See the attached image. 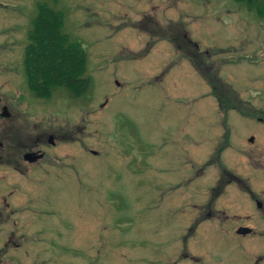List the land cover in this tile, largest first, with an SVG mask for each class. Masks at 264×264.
<instances>
[{"label": "rangeland", "instance_id": "rangeland-1", "mask_svg": "<svg viewBox=\"0 0 264 264\" xmlns=\"http://www.w3.org/2000/svg\"><path fill=\"white\" fill-rule=\"evenodd\" d=\"M41 2L89 52L81 98L27 87ZM246 4L0 0V107L23 112L4 129L33 141L73 128L49 148L62 156L55 173L0 163V219L11 196L25 235L22 248L7 245L0 227V264H264V209L250 200L264 201V12ZM14 182L30 195L9 194ZM242 227L255 234L238 236Z\"/></svg>", "mask_w": 264, "mask_h": 264}, {"label": "trees", "instance_id": "trees-1", "mask_svg": "<svg viewBox=\"0 0 264 264\" xmlns=\"http://www.w3.org/2000/svg\"><path fill=\"white\" fill-rule=\"evenodd\" d=\"M249 7L257 5L260 16L264 9L259 0H244ZM64 14L47 3L37 4L32 20L31 43L24 67L30 90L36 96L50 98L58 90H67L76 98L90 90L87 76V52L81 42L64 32Z\"/></svg>", "mask_w": 264, "mask_h": 264}, {"label": "flooded vegetation", "instance_id": "flooded-vegetation-1", "mask_svg": "<svg viewBox=\"0 0 264 264\" xmlns=\"http://www.w3.org/2000/svg\"><path fill=\"white\" fill-rule=\"evenodd\" d=\"M34 17H33V19H34ZM64 27H65V22H64ZM31 29H32V24L27 31L26 45L24 47L25 48L24 58H25L26 50L31 43V38H30L31 33H32ZM64 32H65V30H64ZM76 40H78V39H76ZM86 52H87V67H88L89 52H88V50ZM24 58H23V61H24ZM23 64H24V62H23ZM28 86L29 85H27V87ZM22 113L23 112L17 113V114L13 113L12 111H10L8 105H6V104H4L3 106L0 107V163L6 164L11 170H16L17 172H19L21 174L27 173L30 175V173H31L30 177H34L38 169L45 170L44 172L46 174H49V175L52 173H55V169H61V165L63 163L62 156L60 154H57V153H54V155L50 154L51 151L49 148H53V147L58 146V140L57 139L73 140L71 138L72 133H73V128H71L70 130H67L68 133H61L62 129L57 130L56 132L55 131L54 132L43 131L41 133V135H39L35 140L31 141L30 140L31 137L29 135L23 133V131L21 129H17L15 124H6L5 129H4V122H5L4 120L8 119V120L13 121L16 119V116H21ZM47 143H48V145L46 146ZM22 159H23V161H22ZM44 160H46L47 162L45 163ZM257 171L263 172L260 169H257ZM228 175L231 176L232 178L237 177V174H235V173H232V174L229 173ZM249 178H250V176L247 178L248 183H250ZM230 180L231 179H229V182H233V180H231V181ZM244 184H246V183L243 182V185ZM10 187L12 189L10 190L9 194L11 192H14V190L16 189L19 191H27L28 192L27 194L30 195V191L25 189L24 184L21 185V183L14 182L10 185ZM10 197L8 195H3V198H4L3 200L5 202V206L7 208L8 207L11 208V213L9 215H7L6 218L4 217L5 219H3V220L0 219V227H3L6 225L9 228L8 231L10 233L9 234L10 238H9V241L7 242V245L15 244V246L18 247V246H20V243L22 242V239L24 238L25 235L22 231L19 230L20 223H22V222L19 221L18 218H16L17 216H14V212L18 211L19 209L17 208L15 203L14 204L11 203V199H9ZM250 200H251L252 205H253V201H255L258 209L259 208L264 209V201L262 202L261 199L256 198L255 196H250ZM34 206L35 207H41L42 205H40V203H35ZM263 213H264V211H263ZM12 217L14 219H12ZM263 218H264V214H263ZM21 226H22V224H21ZM56 226H58V224L54 225V227H56ZM246 228L247 227H242L240 229H237L236 233L238 234V236L247 239V237L255 234L252 227L247 229V230H244ZM39 230H41V231H39ZM39 230H37L36 233H38L40 235L39 237H41L42 236L41 233L45 232V230H43V228L39 229ZM58 238L59 239L61 238V234H58L53 239L51 238L50 241H48L49 244L50 245L59 244ZM22 247L23 246H20L18 248H22ZM43 261L47 262L46 260H43ZM255 264H259V263L256 262ZM261 264H263V263H261Z\"/></svg>", "mask_w": 264, "mask_h": 264}, {"label": "water", "instance_id": "water-1", "mask_svg": "<svg viewBox=\"0 0 264 264\" xmlns=\"http://www.w3.org/2000/svg\"><path fill=\"white\" fill-rule=\"evenodd\" d=\"M251 141H253V138H251Z\"/></svg>", "mask_w": 264, "mask_h": 264}]
</instances>
